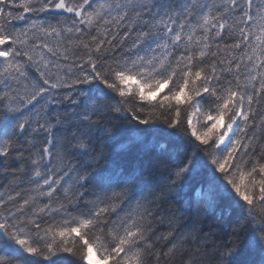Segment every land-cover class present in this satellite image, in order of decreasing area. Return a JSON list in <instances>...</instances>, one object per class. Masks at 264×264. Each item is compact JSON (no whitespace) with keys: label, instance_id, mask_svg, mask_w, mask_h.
Wrapping results in <instances>:
<instances>
[{"label":"snow or ice","instance_id":"6c2138e0","mask_svg":"<svg viewBox=\"0 0 264 264\" xmlns=\"http://www.w3.org/2000/svg\"><path fill=\"white\" fill-rule=\"evenodd\" d=\"M0 264H264V0H0Z\"/></svg>","mask_w":264,"mask_h":264},{"label":"trees","instance_id":"16d2710c","mask_svg":"<svg viewBox=\"0 0 264 264\" xmlns=\"http://www.w3.org/2000/svg\"><path fill=\"white\" fill-rule=\"evenodd\" d=\"M164 230H166V229L162 227V228H161V231H164Z\"/></svg>","mask_w":264,"mask_h":264}]
</instances>
